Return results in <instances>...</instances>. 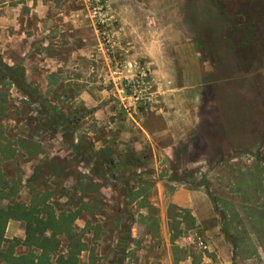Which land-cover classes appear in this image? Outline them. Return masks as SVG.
Masks as SVG:
<instances>
[{
    "label": "rangeland",
    "instance_id": "1",
    "mask_svg": "<svg viewBox=\"0 0 264 264\" xmlns=\"http://www.w3.org/2000/svg\"><path fill=\"white\" fill-rule=\"evenodd\" d=\"M157 1H146L153 10L148 24L124 30L107 0H0V162L19 158L8 163L7 176L0 167V199L7 194L36 215L79 208L75 215L90 222L75 224L68 245L81 247L91 233V264L104 258L132 264L142 249L157 260L171 254L173 264H244L243 254L233 260V244L244 247L247 224L264 226V0L163 1L172 16L160 14ZM181 27L208 60L203 81L216 89L224 122L236 105L233 120H240V132H254L252 146L193 158L188 136L171 157L147 147L136 156L137 122L165 105V91L185 82L180 71L174 78L154 72L171 65L151 63L147 45L153 34L175 38ZM35 52L42 68L63 71L61 78L50 74L47 88L42 74L29 79L21 65H6V57L21 64ZM192 58L190 50L189 82L196 81ZM183 99L194 124L197 91ZM179 187L209 195L214 213L203 227L172 204ZM134 227L140 237H132ZM19 243H1L0 264H8L7 255L11 264H30L32 254L15 255Z\"/></svg>",
    "mask_w": 264,
    "mask_h": 264
},
{
    "label": "crops",
    "instance_id": "2",
    "mask_svg": "<svg viewBox=\"0 0 264 264\" xmlns=\"http://www.w3.org/2000/svg\"><path fill=\"white\" fill-rule=\"evenodd\" d=\"M146 1L149 0H137L133 2L131 0H107L110 6H112L114 13L119 17L122 25L121 28L124 30H135L138 25L142 26L146 23L148 24V18H151L150 15H152L150 12L153 13V10L149 8L147 9ZM155 1L157 0H154V2ZM163 1L167 4V0H160V2L157 1V3H160L158 4L160 14L167 15L169 11L170 16H172L173 12L171 9L169 10L167 6L164 7ZM144 4L145 6H143ZM156 10L157 9L155 8L154 12ZM158 16L160 15L155 13L154 17H152V20L156 25L157 19H159ZM160 28L161 27H159V29ZM158 30L156 29V31ZM163 30L172 31V28L171 26L164 27ZM175 31L177 34L175 38H173V36L168 38L161 34H153L152 42L147 45L149 46V54L151 57L149 61L151 63L170 64L171 66L168 72L156 68H154V72H159L160 74L163 72L165 78H174L177 71H180L185 82L180 86L172 87L168 89V91H165V105L156 110L151 116L142 118L140 123L137 122L139 125L137 130L138 141H136L135 144L138 143L140 146L136 148V156L139 155L141 149L147 147L148 152L153 151L155 154L157 152L162 154V151H164L168 157H171V152H173L174 146L181 141L186 140L188 136L191 138L189 140L188 153L190 154V157L193 158L219 157L221 153H228L230 149L235 150L236 148H239V144L241 143L252 146L254 132H249V130L246 132H240V120H233V118L237 117L239 113V109L237 110L236 105L234 106V110L230 112L229 124H226L223 120L224 115L222 105L220 101H218V93L216 92V89L212 86L205 85L206 83L203 80L206 73L211 70L210 66H208V60H206V58L200 53L195 44L189 41L186 34L185 37L182 36V27L178 30L179 32H177V30ZM190 50L193 56L192 64H194L191 68L193 70L196 68V81L192 82L188 81L190 79ZM35 53V58H21V64L20 62H16L12 57H6V65L12 69H17L18 66L21 65L22 75H24V77L28 76L29 79L32 78L34 73H36V75L42 74L45 80L43 86L47 88L51 85L50 81L53 79L50 74H53L54 71H56V76L61 78L63 71L59 69L55 70L54 68L51 70L42 68L43 63L45 62L41 63L38 57L40 56L39 53ZM25 54V52H22V57H25ZM38 67L42 69L41 73L37 71ZM29 73H31V76ZM194 91H197L199 101L196 110V120L194 124H190V122L186 120L185 109H183V103L185 100L183 99V96L194 93ZM108 113L109 110L107 108L104 109V121L107 123L109 122ZM162 139H165L167 143L161 145L160 141ZM142 142L145 145L144 147L141 146V144H143ZM18 159L19 158L16 157L14 159H5V161L0 162L2 173L7 176L9 169L8 163L16 162ZM262 188L264 189V186H262ZM3 197V199H0V222L4 224L3 229H0V247L1 243L6 242L8 239H18L20 243L15 255L26 257L32 253L41 255V248L36 245H30L26 242L28 237L27 220L23 217L12 216V209L16 207V204L22 205L23 207H27L28 204H14L7 199V194H4ZM171 202L182 210L190 211L192 218L198 226L200 225L203 227V224L210 221L211 217H213V202L209 195L201 190L179 187L173 193ZM76 210L58 209L52 213V217L56 218V220L68 222V227H66L67 231L54 232V229L47 227L44 231H38L36 233L38 238H50L53 236V233L57 234L55 238L59 240V245H61L60 248L62 249H58L52 253L50 264H62L60 256H64L63 260L71 258L69 256L68 244L71 238L73 239L75 224L82 228L86 227L85 225H88L90 222V220L86 216L84 217L82 213L76 216ZM7 215H10V217L8 220H5ZM73 215L74 218L72 219ZM38 216L43 220L49 218V215L41 214ZM210 228L206 230V233H212L213 230ZM246 228L247 232L244 237V247H238L235 245L236 243L232 246L233 260L237 261V259L243 254L242 260L244 264H264V226H262V228L255 227L256 229H254L252 225L247 224ZM132 230V237H140L142 233L141 228L138 230L134 227ZM91 236V233L87 231L85 232V237L80 242L84 247L75 257H73L74 264H91V251L89 249V244L86 246L88 243L87 238ZM65 240H67V244L62 245L61 241L64 243ZM145 253V249L138 251L137 255H140V258L137 257L132 264H173L171 254H168V256L165 255L163 258L157 260L151 257L147 258ZM101 255L104 256V254ZM4 259L6 263L11 264L12 256L7 255ZM35 260L38 261V257H36ZM105 260L106 259L104 258L100 264H104ZM105 262L111 264L109 261ZM181 264H192V259L186 260Z\"/></svg>",
    "mask_w": 264,
    "mask_h": 264
},
{
    "label": "trees",
    "instance_id": "3",
    "mask_svg": "<svg viewBox=\"0 0 264 264\" xmlns=\"http://www.w3.org/2000/svg\"><path fill=\"white\" fill-rule=\"evenodd\" d=\"M13 80V79H12ZM11 80V81H12ZM25 142H29L27 140H24ZM31 143V142H30ZM12 216L16 217H23L27 220L28 222V237L26 242L30 245H36L37 247L42 249L41 255L33 254L30 258V264H50L51 263V255L54 251L58 250L59 246V240H57L56 233H53V236L48 238V237H41L38 238L36 236V233L38 231H44L47 227H50L54 229L55 231H67L66 227H68V222L63 220H56V218L52 217V214L49 215V218L46 220H43L36 215L33 210L29 207H23L21 205L16 204V207L12 209ZM10 215H7L5 220H8ZM62 217V216H61ZM74 218V215L72 219ZM4 227V224L0 222V229L2 230ZM54 227V228H53ZM58 233V232H57ZM71 241L73 242V239L71 238ZM83 245L81 247L77 245H73V243L70 244V249H69V258L68 260H63L64 256H60L62 264H74V259L73 257L76 256L77 253H79L83 249ZM36 257H38V261H36Z\"/></svg>",
    "mask_w": 264,
    "mask_h": 264
},
{
    "label": "built area",
    "instance_id": "4",
    "mask_svg": "<svg viewBox=\"0 0 264 264\" xmlns=\"http://www.w3.org/2000/svg\"><path fill=\"white\" fill-rule=\"evenodd\" d=\"M200 245H204V242H203V241H201V242H200Z\"/></svg>",
    "mask_w": 264,
    "mask_h": 264
}]
</instances>
